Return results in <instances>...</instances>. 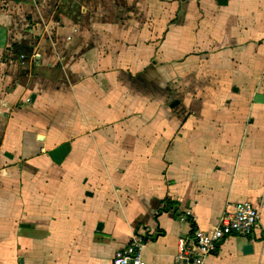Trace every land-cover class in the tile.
Wrapping results in <instances>:
<instances>
[{
  "label": "crops",
  "instance_id": "1",
  "mask_svg": "<svg viewBox=\"0 0 264 264\" xmlns=\"http://www.w3.org/2000/svg\"><path fill=\"white\" fill-rule=\"evenodd\" d=\"M243 201L202 264H264V0H0V264H175Z\"/></svg>",
  "mask_w": 264,
  "mask_h": 264
},
{
  "label": "built area",
  "instance_id": "2",
  "mask_svg": "<svg viewBox=\"0 0 264 264\" xmlns=\"http://www.w3.org/2000/svg\"><path fill=\"white\" fill-rule=\"evenodd\" d=\"M191 210L185 209L179 216L187 221ZM259 210L250 202H237L230 212L218 219L217 225L210 230L195 228L191 237L192 247L180 240L179 251L174 257L175 264H202L204 257L215 250L220 241L228 235L250 236L259 222ZM145 237L134 231L129 243L118 249L113 256L112 264H142V249Z\"/></svg>",
  "mask_w": 264,
  "mask_h": 264
},
{
  "label": "water",
  "instance_id": "3",
  "mask_svg": "<svg viewBox=\"0 0 264 264\" xmlns=\"http://www.w3.org/2000/svg\"><path fill=\"white\" fill-rule=\"evenodd\" d=\"M245 249H250L251 250V246L250 245H248V246H246V248Z\"/></svg>",
  "mask_w": 264,
  "mask_h": 264
}]
</instances>
